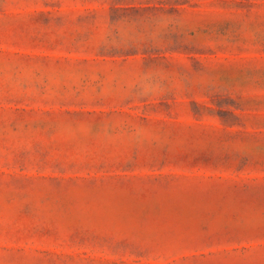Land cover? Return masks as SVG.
<instances>
[{"label": "rangeland", "instance_id": "obj_1", "mask_svg": "<svg viewBox=\"0 0 264 264\" xmlns=\"http://www.w3.org/2000/svg\"><path fill=\"white\" fill-rule=\"evenodd\" d=\"M0 264H264V0H0Z\"/></svg>", "mask_w": 264, "mask_h": 264}]
</instances>
